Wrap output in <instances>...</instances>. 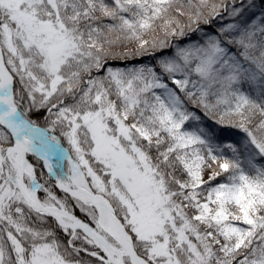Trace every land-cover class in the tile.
Returning a JSON list of instances; mask_svg holds the SVG:
<instances>
[{
  "label": "snow or ice",
  "instance_id": "1",
  "mask_svg": "<svg viewBox=\"0 0 264 264\" xmlns=\"http://www.w3.org/2000/svg\"><path fill=\"white\" fill-rule=\"evenodd\" d=\"M0 264H264V0H0Z\"/></svg>",
  "mask_w": 264,
  "mask_h": 264
}]
</instances>
